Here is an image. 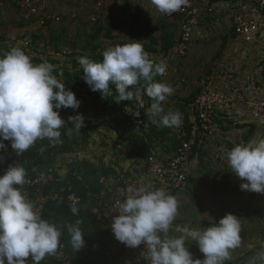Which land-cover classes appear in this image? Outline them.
Instances as JSON below:
<instances>
[{
	"label": "clouds",
	"instance_id": "9594fccd",
	"mask_svg": "<svg viewBox=\"0 0 264 264\" xmlns=\"http://www.w3.org/2000/svg\"><path fill=\"white\" fill-rule=\"evenodd\" d=\"M151 2L166 15H173L188 4V0ZM78 63L84 83L91 91L99 92L102 99L112 95L110 84L115 85L118 93L117 103L146 94L153 100L149 114L158 118L161 127L182 125V114L165 112L162 105L173 94V88L155 80L166 73L167 64L163 60L153 61L140 41L107 48L99 62L81 57ZM53 68L48 62L33 63L20 48H12L0 56V149L5 147L3 141H10L11 148L21 155L38 140L60 142V130L69 122L75 123L78 132L84 127V118L79 113L68 117V122L61 118L60 109L76 110L81 102L53 74ZM141 80L143 89L130 90ZM223 151L231 171L245 181L239 185L240 190L264 194V139ZM26 176V169L19 164L9 166L0 175V264H27L29 258L32 264H40L60 244L59 228L42 219L34 204L20 191L27 183ZM126 192V198L116 202L111 230L115 239L127 247H146L149 264H225L231 259L230 250L241 244L240 219L232 213H226L218 222L211 220L210 226L202 229L175 226L174 231L180 235L170 236L178 215L176 197L150 183L129 185ZM78 211L71 208L73 215ZM79 224L77 220L68 229L76 250L85 246ZM188 239L196 241L203 259H193L185 246ZM256 259L264 262V251L257 254L253 264Z\"/></svg>",
	"mask_w": 264,
	"mask_h": 264
},
{
	"label": "rangeland",
	"instance_id": "374dc122",
	"mask_svg": "<svg viewBox=\"0 0 264 264\" xmlns=\"http://www.w3.org/2000/svg\"><path fill=\"white\" fill-rule=\"evenodd\" d=\"M30 1L37 7L35 13L30 12L25 0H0V45L5 44L7 49L19 48L26 37L30 39L28 53L33 63L52 60L56 66L72 69L81 57L99 62L107 48L140 41L153 61L163 60L167 64L166 73L155 77L174 90L162 102L165 112L179 111L183 115L195 97L201 75L219 63L234 62L238 84L264 79V52L256 45L233 38L231 23L223 13L204 20L192 38L188 53L172 58L168 48L175 36V23L140 0H103L102 6H96L95 0ZM47 15L59 19L52 21ZM152 119L161 127L158 118ZM237 125L230 122L228 134L221 135L225 147L231 149L264 139V128L260 125L254 124L255 128ZM68 128L76 132L74 122ZM172 132L173 128H169L166 134ZM117 139L110 127L96 122L83 155L95 163L103 157L116 168L127 166L126 143L120 141L116 146L113 141ZM118 153L120 156L116 159ZM70 154L57 155L54 168L58 172L62 173L65 163L67 166ZM242 182L245 181L209 156L193 157L188 164L187 187L175 196L179 202L178 215L169 235H180L174 231L175 226L202 229L232 213L240 219L241 244L230 250L231 259L225 264H253L257 254L264 251V194L240 190ZM101 224L102 232L89 236L91 250L79 249L78 253L87 254L92 264H136L133 248L115 239L110 223ZM195 244L196 241L188 239L185 246L189 247L193 259H203ZM259 262L255 260V264Z\"/></svg>",
	"mask_w": 264,
	"mask_h": 264
},
{
	"label": "built area",
	"instance_id": "2783aa9c",
	"mask_svg": "<svg viewBox=\"0 0 264 264\" xmlns=\"http://www.w3.org/2000/svg\"><path fill=\"white\" fill-rule=\"evenodd\" d=\"M25 1L29 3L27 6L30 12L35 13L37 11L35 4L30 0ZM141 1L150 8L156 9L151 0ZM95 2L96 6L103 4V0ZM220 13H223L231 23L236 38H240L246 44L256 45L260 48V52H264V0H188V4L181 11L173 15L163 14L167 19L175 20L178 25L179 37L174 47V55L179 58L185 56L193 33L199 29V23L207 20L206 17L212 19ZM49 17L52 21L59 19L55 15H47L46 18ZM22 43L29 45L30 39L24 37ZM215 66L207 76L200 77V90L190 102L188 132L183 128V117L182 125L175 128L179 139L178 146L169 150L157 147L147 152L121 184L114 183L109 200H103L90 207L89 210L96 214L97 218L112 223V218L116 215V202L126 198V188L129 185L139 186L150 183L155 188H164L167 193L175 197L178 191L187 187L188 164L192 159L194 147L206 151L205 153H208L213 161L222 163L231 171L223 151L226 147L220 138L222 134H228V131L221 129L219 121H224L222 127L229 126L228 121L233 119L239 125L252 122L264 128V79L244 81L241 85L237 83L239 74L233 61ZM82 90L87 92L88 86H83ZM148 106V96L142 94L139 98L132 99V105H124L122 113L131 123L139 125L142 123V111ZM136 113H139V116L133 115ZM10 150L19 157L11 148L10 141L6 142L5 147L0 150V171H3L6 165ZM17 164H20V160L14 162V166ZM53 179L52 173L27 175V183L22 187L18 186L40 214L49 199L57 198L53 188L47 190ZM67 201L69 205L75 206L80 198L70 193ZM133 252L136 264H149L146 247L140 245L133 248ZM53 255L59 264H71L61 237L59 247ZM259 264L264 262L260 261Z\"/></svg>",
	"mask_w": 264,
	"mask_h": 264
},
{
	"label": "trees",
	"instance_id": "16d2710c",
	"mask_svg": "<svg viewBox=\"0 0 264 264\" xmlns=\"http://www.w3.org/2000/svg\"><path fill=\"white\" fill-rule=\"evenodd\" d=\"M206 19H208V17H206ZM41 20L42 18L40 21ZM41 22H43V20ZM172 22L175 23L176 32L173 42L168 48L170 52L167 51L169 52L168 55H171L172 58H177V55H174V47L178 40L179 32L177 22L175 20H172ZM200 24L201 23H199V25ZM230 30L233 38H235L236 35L231 26ZM195 33H197V31L193 33V37ZM19 45V48L29 55L28 51L30 50L28 49L30 45L24 43H20ZM11 49L12 47L7 49L5 44L0 45V56H3ZM163 50L166 49L164 48ZM101 60L102 56H100V61ZM48 63L54 66L53 74L64 84L66 89L69 88L74 92L76 98L81 102L79 108L76 110L71 108L60 109L59 114L61 118L68 122V117L75 116L79 113L84 118V127H82L79 132H74L68 128L70 124H72L69 122L65 128L60 130L62 134L60 142L52 143L48 139L38 140L33 147L19 155V157L15 156L13 151L10 150L8 152L6 165L3 171H0V175H3L9 166H14L16 160H20L19 166L25 168L29 176L52 173L54 179L50 181L47 190L53 188L57 193V198L49 199L45 203L41 212V218L55 224L61 231V241L65 244L66 251L71 259V264H92V260L87 254L81 255L78 253V250L72 247L68 230L69 226L76 223L77 220L80 221L79 227L84 234L85 241V246L81 249L89 252L92 246V241L89 240V236L102 232L99 224H109L97 218L96 214L91 213L89 210L90 207L103 200H109L112 195L111 190L114 188L115 184H121L123 179L130 175L131 171L135 169L134 165H136L147 152L157 147L165 150L171 148L175 149L179 144V139L176 136L175 127H173L171 135L170 133L167 135L166 133L169 132V127L161 128L154 123L148 111L152 103L151 98L148 97V108L142 111V123L135 125L122 113L124 105H132V99L117 103L115 100L118 97V93L116 92L115 85L110 84L112 95L102 99L100 93L91 91L88 85V91L83 92L82 88L86 84L82 79V67L78 65V63L74 62L72 69H68L64 66H56L53 64L52 60L48 61ZM208 73L209 72H204L201 76H207ZM137 87L143 89L144 82L141 80L138 85L133 86L130 90L135 91ZM199 90L200 85H198L195 95ZM190 102L188 104L189 108H187V111L182 115L184 119L183 128H185L187 132L190 116ZM96 122L106 124L110 127L111 131L119 137L117 141H113L116 142L114 143L116 146H118L120 141L126 143L124 149L128 155L127 159L129 160L127 166L121 165L119 168H116L112 162L105 160L103 157H100L99 161L95 163L83 155L88 150V141ZM228 122L236 124L233 119H230ZM219 124L221 125V129H228V126L222 127V124H224L223 120H220ZM237 126L254 127V124L248 122ZM6 142L8 141H3L4 145ZM167 142L170 144H167ZM226 149L230 150L228 146ZM205 152L206 151L202 149L194 147V155L192 154L191 157L199 156L200 159H202L204 155L208 157V153ZM69 153L71 154L67 166L65 163L62 173L58 172L57 169L54 168L57 155L64 154L66 156V154ZM119 153H121L120 150ZM119 153L116 155V159L120 156ZM195 153H197V155H195ZM224 167L231 173L227 166L224 165ZM231 174L235 175L234 173ZM70 193H74L80 198V201L75 206L69 205L67 201V196ZM72 207H76L79 210L77 215L72 214ZM27 264H32L31 258L28 259ZM40 264H59V262L56 261L53 254H50L46 255V257L40 261Z\"/></svg>",
	"mask_w": 264,
	"mask_h": 264
},
{
	"label": "crops",
	"instance_id": "0c3cea01",
	"mask_svg": "<svg viewBox=\"0 0 264 264\" xmlns=\"http://www.w3.org/2000/svg\"><path fill=\"white\" fill-rule=\"evenodd\" d=\"M221 139H223V137Z\"/></svg>",
	"mask_w": 264,
	"mask_h": 264
}]
</instances>
